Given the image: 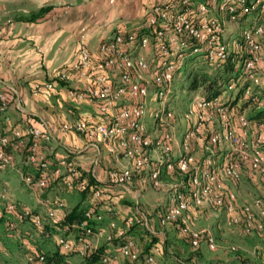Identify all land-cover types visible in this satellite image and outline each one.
I'll use <instances>...</instances> for the list:
<instances>
[{
	"label": "built area",
	"instance_id": "built-area-1",
	"mask_svg": "<svg viewBox=\"0 0 264 264\" xmlns=\"http://www.w3.org/2000/svg\"><path fill=\"white\" fill-rule=\"evenodd\" d=\"M251 15L253 19L248 21ZM224 18L229 23L250 24L240 36H235L234 32L226 30ZM146 22L141 32L128 31L125 35L116 32L111 39L102 42L97 60H93L85 44L86 35H83L77 60L52 80L35 84L31 89L32 96L52 92L58 82L67 84L75 77L83 82L82 88L72 91L73 98L96 102L100 115H107L110 120L81 118L62 124L59 130L63 134H80L88 146L95 148L98 141H104L109 153L121 154L130 160L129 169L110 173L109 182L112 185L120 188L131 185L134 176L144 172H148V176L142 179L143 184L149 181L154 187L162 186L163 170L167 173L177 170L189 175L188 182L183 180L170 185V204L159 217L161 226L180 220L191 205H204L222 209L230 224H243L246 231L255 230L264 234V197L249 205L237 206L235 195L227 193L223 182L225 178L239 182L243 169L264 181V125L253 129L252 122L238 111L237 106L221 101L222 95H198L192 99L183 117L191 122V126L184 131L180 149L175 148L176 140L172 132L162 131L153 139L144 127L147 101L152 92L160 103V108L152 112L155 121L164 126L167 120L173 119L167 107L174 93V81L182 71L185 59L192 56L221 70L232 54L243 51L248 56L243 72L250 83L245 87L244 97L256 101L258 93L252 90L251 85L260 86L264 76V0H169L154 5L146 16ZM149 81L153 91L149 89ZM233 91H236L235 83L226 86L223 94ZM12 104L23 117L24 129L12 125L8 113ZM0 116L9 124L8 133H0V171L15 166V154L26 147L27 138L31 143L25 153L24 167L37 166L43 176L35 179L22 171L24 184L31 190L44 191L50 180L49 174L53 178L61 177L59 182L71 187L77 174L76 168L71 167L66 159L54 164L40 153L41 143L52 142L54 134L44 124L37 126L33 123L23 108V99L18 91L1 78ZM215 117L222 120L223 128L210 133L208 145L218 148L227 145L232 152L226 155L219 169L215 165L220 162L218 159L215 161L212 155L199 164L191 154L190 145L192 140H200L203 129L213 124ZM176 151L180 152L173 158ZM78 152L71 149L69 156ZM214 156L218 158L216 154ZM85 189L86 186L81 184L80 190ZM94 196L99 200L106 197L102 211H88L83 222L71 226L61 225L65 222L64 201L43 202L47 207L45 216L55 224L60 234L57 243L61 255L75 253L87 259L99 254L94 264H119L120 259L131 264H159L156 256L159 248L141 255L131 235L135 227L158 235L151 226L149 216L137 211V216L126 219L125 231L117 228L115 221H110L108 227L111 231L107 232L95 224L102 222L106 216H117L116 208L112 205L110 193L96 190ZM0 197L7 202L6 213L12 216L6 223L9 231L17 232L27 220H31L37 230L43 227V214L22 207L17 201L7 200L5 191ZM257 215L260 217L257 218ZM182 232L189 237L193 248L201 245V233L189 231L187 227L182 228ZM102 238L107 243L114 240L119 243L116 254L100 252ZM206 244L210 249L215 247L211 237ZM26 264L66 263L51 262L37 250H31L27 253Z\"/></svg>",
	"mask_w": 264,
	"mask_h": 264
},
{
	"label": "crops",
	"instance_id": "crops-1",
	"mask_svg": "<svg viewBox=\"0 0 264 264\" xmlns=\"http://www.w3.org/2000/svg\"><path fill=\"white\" fill-rule=\"evenodd\" d=\"M165 1L169 0H114L113 3L110 0H0V78L18 91L23 99V108L33 119V123L37 126L44 124L54 134V140L50 143L42 142L39 150L52 163L57 164L62 159L71 161L72 165L89 172L101 184L109 183L112 170L131 165L130 160L117 159L109 154L105 142H97V150L88 146L80 134L60 132L62 124L81 118L110 120L109 116L100 115L96 102L78 101L73 98L72 91L83 87L81 80L75 77L74 81L67 84L58 82L54 91L38 97L32 96L31 89L37 83L52 80L55 75L77 60L83 35H86L85 44L93 60H97L100 55L99 45L102 42L111 39L116 32L124 35L128 31L141 32L145 29L146 16L151 8ZM8 113L12 125L25 128L23 117L15 104L10 106ZM8 131L9 124L0 116V133L7 134ZM71 149L79 150L78 154L69 156ZM25 155L21 152L16 153L15 166L0 171V196L5 191L7 200L17 201L22 207L44 215L47 207L43 202L50 204L57 200L64 201L57 194L61 193L65 199L72 201L70 203L64 201L66 204L64 213L80 203L78 194L65 190L62 182L44 191L29 189L22 181V171L31 174H36V171L31 167H24ZM164 172L166 173L165 170ZM135 182L136 187L142 189L140 182ZM117 190L118 188L116 191L113 190L116 195L123 193L121 189L118 192ZM126 194L132 205L136 204V208L129 204L117 206L122 212V215L116 218L118 227H123L125 218L139 211L137 203L141 201L144 204V199L149 196L140 195L135 191H127ZM74 198L77 200L76 203H73ZM6 203L0 197V231L8 232L6 223L12 216L6 213ZM87 203L83 201L82 205ZM99 211H102L101 207ZM109 221L110 218L107 216L95 226L110 232ZM26 224L21 225V230ZM19 229L10 233L8 237L0 233V240L12 248V253L15 250L23 251L18 247L23 243ZM132 234L137 238L143 237L139 228ZM0 245V264H4L11 255L4 247L2 248L1 242ZM23 245L27 247L24 256L26 262L28 251L36 250L37 247H31L28 241ZM174 245L172 249L181 246L180 243ZM100 247L102 253L116 254L118 251V244L107 243L104 238L100 240ZM168 257V254L162 256L163 259ZM175 258L176 256H172V260H169L176 264ZM69 260L71 259L66 258L64 261L68 263ZM119 264L131 262L120 259Z\"/></svg>",
	"mask_w": 264,
	"mask_h": 264
},
{
	"label": "rangeland",
	"instance_id": "rangeland-1",
	"mask_svg": "<svg viewBox=\"0 0 264 264\" xmlns=\"http://www.w3.org/2000/svg\"><path fill=\"white\" fill-rule=\"evenodd\" d=\"M253 17L254 16L251 15L248 18V21H251ZM222 20H224L225 22L226 30H228V32H234L233 34L235 36H240L242 30L249 27L247 25L250 24H235V22L229 23L227 18H224ZM219 72L220 71L215 70L209 64L205 63L201 59H198L197 57L192 56L186 58L182 71L174 81V93L167 107V112L173 114V119L167 120L166 125L164 126H160V124L155 121L154 114H152V112H155L160 108V103L158 102V100H155L152 92L147 101L148 108L146 117L144 119V127H146L145 129L147 131V134L151 136V138L155 139L158 135H160L162 131L172 132L176 140L175 148L180 149L184 131L186 130V128L191 126V122L183 117L185 114H187L192 99L198 95H208L207 93H209L212 87H215L212 85V81L213 79H218ZM194 78H197L198 86L195 89H190L189 84ZM219 81H222L221 77ZM149 82V89L153 91L154 88L152 86V82ZM260 84V86L251 85V88L258 93V96L260 95L264 97V76L262 77ZM238 111L243 112L242 114L244 116H248L251 112V108L243 107L242 110L239 109ZM215 118L216 119H214L213 124H210V126H206L203 129L200 140H192L190 142V145L192 149L191 154L194 155L199 164H203V162L212 155L215 161L218 159V162H220L215 165V167L219 169V166L222 164L219 155H222L221 153L224 154V152L226 155H229L232 152L230 151V147L227 145H221L220 148L208 145L210 133L212 131H220L223 128L221 126L223 124L222 120L218 117ZM257 126L259 125L252 123L253 129H257ZM179 152L180 151H176L173 155V158H175V156H177ZM109 154L114 155L117 159H126L123 158L121 154ZM214 154H216L218 158H215ZM153 163L155 164V161H153ZM130 166L131 165L124 166L112 171H120L124 168L129 169ZM142 175L143 174L135 175V181L140 182L142 189L136 187L135 181L131 185H127L121 188L116 186V188H118L117 192L121 189L123 193L121 195L115 194L113 197H111L112 195H110V198H112V205L116 208L117 216L109 217L110 221H115L117 225L116 218L122 215V212L117 208V206L129 204V206H132V208H136V204L132 205L131 200L127 199V191L139 192L140 195L144 196L148 194L149 196L144 199V204L141 203V201L140 203L138 202V209L141 213H145L150 216L149 218L151 220V223L154 222L153 224H151V226L158 234L156 236H158L159 242H157L154 248H159V253L158 255H156L159 264H175L170 261L172 260V256H176L175 262H181L183 264H264V234L258 233L255 230L246 231L243 224L233 225L228 223V216L222 209H216L212 206L191 205L188 211H186L182 215L180 219L181 224L183 225L181 226V230L182 228L187 227L189 231H192L194 233L199 232L202 234L200 239L202 243L198 248H193L191 244H187V240L184 239V233H180L178 229H176V231L172 228L162 229L159 223V217L164 208L170 204V185L180 183V177H175L172 176V173L170 175L165 172L163 173L162 171V186L155 187V189L149 181H146V184H143L142 179L148 174L145 173L143 176ZM242 175L243 177L239 182H234L229 178H225L223 181L227 193H233L235 195L237 206H246L254 202L257 198L264 197V181L260 178V176L253 174V172H250L247 169H243ZM65 190H67V188ZM57 195L67 203L72 202L69 201L70 199H65L61 195V193ZM76 202L77 200L76 198H74L73 203ZM137 215L138 213H136L135 215L127 216L124 220V226H117V228L125 231L126 219L131 216ZM256 217L259 218L260 216L257 215ZM138 228L139 227L133 228L132 232H134V230L137 231ZM50 230L49 235L44 237L39 233V231L32 228V226H30L29 224H26L22 230L20 226V233H18L21 236L24 244L28 241V244H30L31 247H37L36 249L42 251L44 254H46V256H51V262H62L66 264H88V262L80 260V258L73 253L69 254V256H66V258L68 257L72 260V262H70L71 260H69L67 263V261H64L65 258L64 260L61 259L58 255L60 248L57 243V239L59 238L60 234L59 232L54 231V229H52L51 227ZM139 230H141L143 237L137 238V236L135 235V237L132 232L131 235L137 244V248L140 254H144V252H146L147 250H152L150 240H153L154 238H151L149 236L145 237L146 231L142 228H139ZM13 232L0 231V233L6 235V237H8L9 234H12ZM176 237L180 238L179 241L176 239ZM209 237H211L214 241V249H210L206 244V240L209 239ZM187 239L190 243V239ZM175 241L180 243L181 246L176 247L174 245L175 247L174 249H172V245ZM0 242L2 243V248L4 247V250L9 255H11L9 256L7 261L3 260L5 262L4 264H26V262L24 261V256L27 252L26 245L24 246L22 243L18 246L21 250H23L22 252L20 250H15L14 253H12V248L7 247V243L1 240ZM113 243L114 245L119 244L116 240H114ZM172 251L174 253H172ZM164 254H168V256L171 258L168 257V259H163L162 256Z\"/></svg>",
	"mask_w": 264,
	"mask_h": 264
},
{
	"label": "trees",
	"instance_id": "trees-1",
	"mask_svg": "<svg viewBox=\"0 0 264 264\" xmlns=\"http://www.w3.org/2000/svg\"><path fill=\"white\" fill-rule=\"evenodd\" d=\"M242 19L243 18H241V21H242ZM247 58H248V56L243 51L240 53H234L225 62L223 69H221V70L215 69V70L220 71L219 77L216 80L213 79L212 85L215 87H212V89L207 94L210 96L211 95H213V96L222 95V98H221L222 102L228 103L232 106H237L241 110L243 107L251 108V112L248 116H246V118L249 121H251L252 123H255L256 125L260 126V125H264V97L259 95V96H257L256 101H252V98H245L244 97L245 87L250 85L249 81L246 79V76L244 75V72H243V64ZM220 77L222 78L221 82L219 81ZM231 83H235L236 91L228 92L226 95H224L223 89H225L226 86H228ZM197 86H198V80H197V78H194L193 80H191V82L189 84V88L195 89V88H197ZM254 92H256V91H254ZM25 140H26V147L21 151V153H26L27 148L31 143V141L29 139L25 138ZM221 154L222 155H219V158L223 163L224 159L226 157V154H225V152H224V154L223 153H221ZM68 162L71 165V167L76 168L77 174L72 180L71 187H68L65 184H63V186H65V188H67L70 191L76 192L80 198V203L76 204L75 206H73L69 210V212L65 213V222L61 224L62 226H66V225L71 226V225L79 224L80 222H83L86 218L85 214L88 211H93L95 213L100 212L99 209H100V207L102 208V204L105 202L106 197H104V199H102V200L96 199L94 196L96 190H101L104 193L108 192V193H110V195H112L111 197H113L115 195L113 190L116 189V186L112 185L110 182L108 184H101L89 172H85V171L81 170L79 167L72 165L71 161H68ZM31 168H33L34 171H36V174H31L30 172L27 174L33 176L35 179H39L43 176V172H41L37 166H32ZM171 173H172V176L180 177V179H179L180 182H182L183 180L188 182V180H189L188 174H182V173L178 172L177 170H174ZM171 173H168V174L171 175ZM147 174H148V172H147ZM47 175H48V177H50L47 189H50L54 184L60 183L59 181H61V177L60 178H53V177H51V175H49V174H47ZM134 181H135V176H134ZM81 184L86 186V189L84 191L80 190ZM91 199H92V201H91ZM83 201H87L88 203L85 205H82ZM43 219H44L43 227L39 230H37L34 227L31 220H27L25 223L29 224L30 226H32V228L39 231V233L44 237L49 235V232L51 231L50 227L52 229H54V231H57L55 224L51 220H49L46 216H44ZM181 226H182L181 221L177 220V221L171 222L170 224H168L165 227L161 226V228L162 229L172 228L175 231H176V229H178L180 231V233H183L181 230ZM145 235H146L145 237L149 236L151 238H154L153 240H150L151 249H153L154 246L157 244V242H159L158 236L151 235L147 232L145 233ZM183 235L185 236L184 239L187 240L186 241L187 244H190L188 242V239H187L189 237L185 234H183ZM176 239L179 241L180 238L176 237ZM174 244L178 245V242H176ZM37 251L40 254H43L46 256V254H44L42 251H39V250H37ZM148 252L149 251L147 250L146 252H144V254L148 253ZM73 254H75V253H73ZM58 255L61 259H64V257H66L64 255H61L60 251H59ZM141 255H143V254L141 253ZM99 256H100L99 254H93L89 258L85 259V261L88 262V264H94L95 262L98 261ZM46 257L49 261L52 258L51 256H48V255ZM176 264H183V263L176 262Z\"/></svg>",
	"mask_w": 264,
	"mask_h": 264
}]
</instances>
